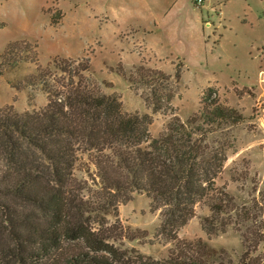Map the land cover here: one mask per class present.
Listing matches in <instances>:
<instances>
[{"label":"trees","instance_id":"trees-1","mask_svg":"<svg viewBox=\"0 0 264 264\" xmlns=\"http://www.w3.org/2000/svg\"><path fill=\"white\" fill-rule=\"evenodd\" d=\"M37 54L28 42L10 41L0 55V76L34 65L21 86L40 88L47 100L36 111L0 108V264H231L201 240L177 238L200 202L218 229L239 233L244 251L238 264H264V253L256 254L264 250V190L247 207L214 186L229 145L208 137L240 122L237 110L212 98L210 88L200 111L186 121L171 115L153 138L150 116L123 112L119 96L101 94L88 76V59L54 58L49 68L38 64ZM116 73L131 86L150 88L144 101L151 111L170 110V76L141 66L128 72L120 66ZM180 76L178 64L175 83ZM83 157L87 179L77 180ZM133 194L147 196L152 212H159V235L173 245L166 262L119 246L144 237L116 218Z\"/></svg>","mask_w":264,"mask_h":264},{"label":"rangeland","instance_id":"rangeland-1","mask_svg":"<svg viewBox=\"0 0 264 264\" xmlns=\"http://www.w3.org/2000/svg\"><path fill=\"white\" fill-rule=\"evenodd\" d=\"M262 7L263 0H204L198 6L196 0H0V55L8 42L25 41L36 46L42 67L50 68L54 58L88 59V76L101 94L119 96L123 112L150 116L148 131L153 138L172 116L186 121L200 111L202 94L213 89L212 98L242 116L237 124L208 137L211 144L229 145L214 186L236 204L249 207L264 190ZM178 64L181 76L175 83ZM120 66L125 72L141 66L170 76L174 90L170 110L151 111L144 101L150 88L121 79L116 73ZM34 70V65L23 63L3 71L0 108L11 105L21 113L46 105L40 88L21 86ZM85 162L83 157L76 163L77 180L87 179ZM150 206L147 196L133 194L130 202L118 207L121 225L144 233L143 238L123 240L119 246L163 263L173 245L159 235V212ZM194 212L177 238L201 240L221 250L225 261L238 264L244 251L239 233L231 226L225 232L218 229L205 202L197 203ZM106 219L111 224L115 217L110 214ZM263 253L260 248L256 254Z\"/></svg>","mask_w":264,"mask_h":264},{"label":"built area","instance_id":"built-area-1","mask_svg":"<svg viewBox=\"0 0 264 264\" xmlns=\"http://www.w3.org/2000/svg\"><path fill=\"white\" fill-rule=\"evenodd\" d=\"M203 1H204V0H196V5H197V6H198V5H202Z\"/></svg>","mask_w":264,"mask_h":264}]
</instances>
